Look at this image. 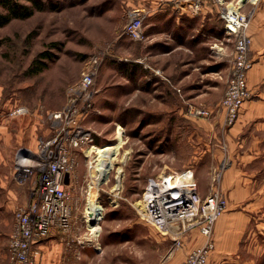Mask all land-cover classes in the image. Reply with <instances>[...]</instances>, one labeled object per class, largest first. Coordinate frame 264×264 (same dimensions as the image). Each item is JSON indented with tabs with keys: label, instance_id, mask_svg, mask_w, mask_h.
I'll return each mask as SVG.
<instances>
[{
	"label": "rangeland",
	"instance_id": "obj_1",
	"mask_svg": "<svg viewBox=\"0 0 264 264\" xmlns=\"http://www.w3.org/2000/svg\"><path fill=\"white\" fill-rule=\"evenodd\" d=\"M43 2L45 9L35 10L30 17L12 19L0 26V126H7V131L14 134L25 126L23 142L17 150L19 155L25 154L22 149L34 148L40 139L51 135L50 112L66 104L68 90L78 83L83 72H91L94 80L91 106L81 123L90 130L99 150L117 148L113 162L117 163L120 176L116 201L110 203L108 196L111 195L101 190L97 195L104 207V217L100 222L99 236L93 237L84 221L89 180L86 178V158L82 150L79 151L69 187L74 223L71 230L57 235L64 242L60 251L62 256L70 253L73 249L71 244L77 245L80 241L81 244L89 243L86 249L90 252V264H175L185 251L186 243L199 247L204 239L195 228L182 238L181 246L175 245L170 236L158 232L141 217L137 205L149 176L168 168L183 170L191 167L183 166L185 157L178 156L175 112H152L147 107L146 84L152 78L162 79L163 76L160 70L149 64L154 45L147 33L197 31L181 21L182 18L176 21L171 18L165 27L169 31H165L161 26L150 25L153 18L144 17L142 37L130 38L124 27L136 10L146 12L148 0ZM171 7L176 10V7ZM208 28L198 32H225L224 28L221 31H208ZM222 41L214 40L208 49L203 48L198 54L197 58L204 57V60L195 72V81L201 79L200 73L207 72L205 76L227 84L225 62L218 63L216 67L209 66L214 61L218 62ZM42 52L47 56L41 58L46 66L33 73L32 62ZM232 57L230 53L226 62L229 67ZM220 69L222 73L218 72ZM167 77L175 82L172 77ZM171 91L175 92L169 86L167 93L171 94ZM183 95L179 96V103L185 104L187 109L188 97ZM170 103L169 110L178 102ZM18 106H24L26 113L14 114ZM185 113L189 115L186 110ZM251 152L252 159L238 168L252 189V195L246 198L245 203L256 202V206L243 214L244 224L233 229L234 238L229 237L238 242L236 250L225 253L219 260L213 257L210 264H264V140L259 141ZM86 153L90 154L88 150ZM227 166L209 167L207 171L206 166H197L203 180H196V186L205 185L206 190H210L211 178L219 168L217 185L222 189L221 174ZM113 184L112 179L105 188L109 191ZM227 207L228 199L222 214ZM51 254L50 248H46L38 264H56Z\"/></svg>",
	"mask_w": 264,
	"mask_h": 264
},
{
	"label": "crops",
	"instance_id": "obj_2",
	"mask_svg": "<svg viewBox=\"0 0 264 264\" xmlns=\"http://www.w3.org/2000/svg\"><path fill=\"white\" fill-rule=\"evenodd\" d=\"M145 6L147 7L145 13L140 9L134 14L141 13L143 18H153L150 23L152 26H161L165 31H169L165 29L167 22L171 18L175 21L182 18L181 21H185V24L188 23L189 27L197 31L147 33L152 37L154 45L149 64L153 69L160 70L163 76L162 79L152 78L146 84V101L147 107L151 108L149 111H161V113L174 111L177 115L178 124L175 133L178 134V156L185 157L182 161L183 166L191 167L184 169L191 171L195 181L203 180L197 167L199 165L206 166V171L209 167L228 165L222 170V189L220 188L228 199V207L215 223L213 232L215 246L210 256V260L213 257L219 260L225 253L236 250L238 242L229 237L234 238L233 229L240 228L244 224L243 214L256 206V202L245 203L246 198L252 195L250 191L252 189H249L247 178L243 177L245 175L239 171L238 166L248 163L252 159V148H255L259 141L264 140V0H258L256 3L246 1L242 6V10L250 14L248 33L251 36L249 57L252 66L247 73V84L251 89V97L244 102L237 121L229 127L225 126V115L220 106L227 84L205 76L207 72L200 73L201 79L195 81L197 78L195 72L204 60V57L197 58V56L203 48L208 49L214 40L223 41L220 44L218 62L214 61L209 66L216 67L218 63L225 62L227 77L230 73V67L226 62L230 53L233 55L234 36L225 32H198L205 30L207 26L208 31L223 30L216 0H204L200 12L194 16L189 14L186 5L174 6L158 0H148ZM171 6L176 7V10ZM220 70L218 72L222 73L223 70ZM167 76L172 77L176 83L171 82ZM168 85L173 88L177 96L173 91L171 94L167 93ZM181 90L188 97V103L206 107L209 111L208 116L194 118L187 115L185 104L179 103L178 99L183 95ZM169 101L178 103L169 110L171 105ZM24 127H20L14 134L7 131V126H0V264H9V235L14 225V211L18 205L25 204L29 200L31 190L30 181L20 182L16 177L19 155L17 150L23 142ZM30 145L31 143L28 144ZM36 151L37 144L34 148L22 149V152L29 154ZM217 171L221 170L218 168ZM197 189L201 196L209 191L206 190L205 185H198ZM58 234L60 232H55L47 237L49 239L45 238L40 242L41 254L46 248H50L56 264H90V252L86 249L89 243L81 244L78 241L77 245L71 244L73 249L63 257L60 251L63 250L64 242L61 237H57ZM79 244L81 248L78 247ZM193 247L198 246L186 243L185 251L175 264H179ZM103 259H106L105 256Z\"/></svg>",
	"mask_w": 264,
	"mask_h": 264
},
{
	"label": "built area",
	"instance_id": "obj_3",
	"mask_svg": "<svg viewBox=\"0 0 264 264\" xmlns=\"http://www.w3.org/2000/svg\"><path fill=\"white\" fill-rule=\"evenodd\" d=\"M158 1L174 6L186 5L191 16L200 12L204 2ZM246 1L256 3L258 0ZM216 3L225 33L234 36L230 73L220 101L225 124L231 125L239 118L244 102L251 97V89L247 84V73L252 66L249 57L251 36L248 33L250 14L242 10V0H216ZM142 19L143 15L137 13L126 23L124 31L130 38L142 37ZM93 81L91 72H83L78 83L68 90L66 104L50 112L51 135L39 140L35 153L17 157L16 177L20 182L31 181V190L29 200L18 205L14 211V225L9 235V264H38L41 259L40 242L54 232L64 233L72 229L74 205L69 187L72 185L79 151L82 150L86 158L88 194L89 187L97 180V160L92 157L96 151L92 150L90 154L86 151L98 145L94 143L90 130L81 123L90 110ZM26 111L24 106H18L14 114L23 115ZM186 111L194 117H207L209 114L206 107L192 103L187 104ZM116 156L117 152L114 154ZM113 159L112 165L106 173H102L96 186L98 196L100 190L111 195L108 196L110 203L117 199V189L114 190L117 184V163ZM112 179L114 184L108 191L105 185ZM219 179L220 171H215L211 188L204 196L200 195L195 178L188 169H164L146 180L138 207L141 217L148 224L170 236L177 246H181L182 238L195 228L203 236V244L191 249L179 264H210L215 246L214 225L227 206V198L217 185ZM103 211L102 206L96 229L88 225V214L84 212L88 233L93 237L100 234Z\"/></svg>",
	"mask_w": 264,
	"mask_h": 264
},
{
	"label": "trees",
	"instance_id": "obj_4",
	"mask_svg": "<svg viewBox=\"0 0 264 264\" xmlns=\"http://www.w3.org/2000/svg\"><path fill=\"white\" fill-rule=\"evenodd\" d=\"M26 1L29 4L25 3ZM45 7L43 0H0V26L6 25L12 19L30 17L35 10H43ZM42 57H47L44 52L32 62L33 73H38L46 66V63L41 60Z\"/></svg>",
	"mask_w": 264,
	"mask_h": 264
},
{
	"label": "bare ground",
	"instance_id": "obj_5",
	"mask_svg": "<svg viewBox=\"0 0 264 264\" xmlns=\"http://www.w3.org/2000/svg\"><path fill=\"white\" fill-rule=\"evenodd\" d=\"M89 153H91L92 150H95L96 153L92 156L95 160H97V163L95 164V168L98 171L97 180H95V184L91 185L89 187V194H88V202H87V208L85 209L86 213L88 214V225L94 229L98 228L96 225V221L98 216L101 213V205L97 201V184L100 182V176L102 173H106V171L110 168L111 162L113 159V154L117 152V148H109L107 151H101L96 146H94L92 149H87ZM110 150V151H108ZM121 171V170H120ZM119 172V171H118ZM119 177V178H118ZM120 176L117 174V181L119 183L116 184L115 189L120 188ZM117 190V191H118ZM140 202L137 203L139 206ZM94 221V224H91V222Z\"/></svg>",
	"mask_w": 264,
	"mask_h": 264
},
{
	"label": "water",
	"instance_id": "obj_6",
	"mask_svg": "<svg viewBox=\"0 0 264 264\" xmlns=\"http://www.w3.org/2000/svg\"><path fill=\"white\" fill-rule=\"evenodd\" d=\"M246 2V0H242V3H245ZM95 222L94 221H92L91 222V224H94Z\"/></svg>",
	"mask_w": 264,
	"mask_h": 264
}]
</instances>
